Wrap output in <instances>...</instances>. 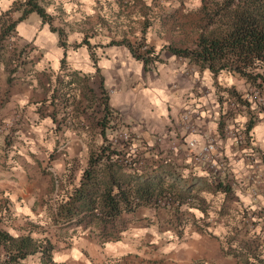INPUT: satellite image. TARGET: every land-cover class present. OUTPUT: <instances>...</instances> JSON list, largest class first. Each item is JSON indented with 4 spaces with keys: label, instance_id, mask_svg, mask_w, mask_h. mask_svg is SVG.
<instances>
[{
    "label": "crops",
    "instance_id": "obj_1",
    "mask_svg": "<svg viewBox=\"0 0 264 264\" xmlns=\"http://www.w3.org/2000/svg\"><path fill=\"white\" fill-rule=\"evenodd\" d=\"M14 1L0 0V15L10 10ZM153 1L39 0L50 17L43 19L31 12L2 39L17 38L18 59L11 71L0 61V231L16 238L31 235L34 239H49L55 247L51 258L40 254L36 257L45 260V264L49 259L57 264H133L131 258L146 256L153 238L163 232V228H158L163 223V211L153 215L150 209L139 212L150 217L149 222L133 224L118 241L103 242L83 229L77 231L78 227L67 228L64 234L61 229L54 230L59 226L52 225L54 214L49 206L55 194L40 189L37 181L51 179L54 183L56 172L64 171L67 160H85L87 156V131L54 129V118L59 114L57 108L54 110L58 99L54 98L52 87L64 76L71 77L72 100L74 96L82 101L86 92L96 97L106 93L108 106L121 110L132 121L146 124V128L139 129L141 134H160L166 142L180 139L182 150L172 157L171 163L183 179H198L194 191L200 197L206 194V199L220 200L226 191L218 184H228V194H234L239 213L231 209L220 212V207H216L207 213L214 216L211 223L198 225L205 213L184 209L182 215L190 217L183 220L184 234L176 239L178 264H245V250L235 241V233L244 229L246 243L264 237V115L249 122L248 127L246 114L233 119L220 114L227 96L245 91L238 87L246 83L244 77L228 81V72L215 74L199 66V73L191 68L186 75L183 63L172 52L149 67L134 56L127 42L134 44L140 34L159 50L166 48L169 37L174 38L171 42L180 40L178 32L174 36L167 32L168 23H153L154 9L165 13L172 6L186 12V7L199 11L203 3L155 0L156 7ZM124 39L127 42L120 44ZM24 56L28 60L22 61ZM187 110L197 113L194 121L217 139L221 168L209 167L188 156V144L197 140L201 145L203 134L179 127ZM71 117L81 121L88 118L85 112L68 113ZM235 125L242 138L239 131L233 130ZM225 126L227 134L222 133ZM161 148L163 154L171 152L169 147ZM46 165L53 173L44 171ZM206 183L211 185L210 192H206ZM39 222L48 224L49 229L40 232L36 226ZM261 242L264 245L263 239ZM14 264H25V259Z\"/></svg>",
    "mask_w": 264,
    "mask_h": 264
},
{
    "label": "trees",
    "instance_id": "obj_2",
    "mask_svg": "<svg viewBox=\"0 0 264 264\" xmlns=\"http://www.w3.org/2000/svg\"><path fill=\"white\" fill-rule=\"evenodd\" d=\"M214 4L218 7L214 10L213 16L219 15L220 19L215 23H209L212 27L207 32H201L194 47H175L170 44L169 50L176 55L188 57L202 70L209 68L215 74L227 70L251 83L264 85V72L260 71L264 69V0H224L223 3ZM12 10L13 7L0 15V23L4 15H8ZM14 10H21V15L8 24L6 20L3 22L0 55L4 47L2 39L14 29L18 21L31 12H37L43 19L50 17L39 0H22L19 7H15ZM53 29L62 33L61 29L55 27ZM126 42L124 39L120 44ZM127 45L134 56L144 60L146 67L153 60L139 54L130 42H127ZM150 50L152 49L147 53ZM103 104L105 115L99 120V125L105 143L97 152L92 153L82 179L73 187L67 200L59 204L57 214L66 225L81 227L84 231L89 229L91 234L96 233L97 237L105 242L122 239L121 233L130 227L126 215L136 211L140 206H150L152 201L163 197L167 187L162 176L178 173L175 164L165 158L161 159L160 168L157 170L141 175L137 172L139 168L136 167L135 173L126 172L128 164L121 161L120 155L122 151L126 152L130 142L108 141L106 130L109 127V109L106 99ZM148 150L151 151L153 148L146 149ZM153 164L147 162L146 168H152ZM196 182H184L183 191L175 197L180 204L186 199L184 192L193 190ZM218 187L228 193V184L221 183ZM49 245L44 246L41 240L34 239L31 235L16 238L0 231V260L1 256H4L0 264H14L39 251L51 258L53 246ZM250 245L249 242L248 246ZM254 250L250 251V256H253L254 260L246 261L245 264H264L262 252Z\"/></svg>",
    "mask_w": 264,
    "mask_h": 264
},
{
    "label": "rangeland",
    "instance_id": "obj_3",
    "mask_svg": "<svg viewBox=\"0 0 264 264\" xmlns=\"http://www.w3.org/2000/svg\"><path fill=\"white\" fill-rule=\"evenodd\" d=\"M22 0H16L14 1L12 7L13 10L8 14V15H4L3 20L1 21L3 24V22L6 20L7 24L9 22H12L16 19L19 18V16L21 15V10L20 11H16L14 10L15 7H19L20 3ZM224 0H203V3L201 5V7L199 8V11H195V10H191L189 7H186V11H181L180 7H172L170 6V8H168L167 10L169 12H163V9H154V14H153V23H168V30L167 32H170L173 36L175 35L176 32H178L177 38L179 37L180 40L179 41H172L174 38L173 37H169L168 38V43L165 44L166 48H163L161 50H159V48L157 49L155 46L149 44L144 36L142 34H140L141 38L138 39L134 44L131 43L134 48H136L137 52L139 54L142 55H146L148 57L153 58V60L148 64V67L150 65H155L156 62H160L163 61L167 55H170V51L169 48H167L168 45L172 44L175 47H194L196 40H198L199 35L201 34V32H207L209 31V29L212 27L211 24L209 23H215L216 20L220 19V16H216L214 14V10L217 9L218 6H216V2L218 3H223ZM156 3H158L156 1ZM155 3V0L153 1L154 6L158 7ZM189 8V9H188ZM189 10V11H188ZM179 26V27H178ZM178 27V28H176ZM53 28V27H52ZM56 28V27H55ZM58 29V28H56ZM0 31L2 32V28L0 27ZM167 32L164 31V33L166 34ZM171 36V35H170ZM181 36V37H180ZM142 43V44H141ZM3 44H6L2 51H1V55H0V61L2 63L5 64L6 69L8 70H13L16 68V64H17V59L18 56L17 52H16V46H17V38L14 37L11 40L9 39H5V41H3ZM141 44V45H140ZM15 45V46H14ZM149 49L150 52L147 53V51ZM166 49L168 50V52L166 51ZM163 50V51H162ZM173 53V52H172ZM178 60L183 63L184 65V73L187 75V71H189V69H196L199 71V67L196 63L191 62V60L183 55H176ZM136 57V56H135ZM33 59V58H31ZM22 61H26L28 60V58L26 56H24L23 58H21ZM143 60V59H142ZM144 61V60H143ZM20 63V62H19ZM8 64V65H6ZM261 72H264V69L260 70ZM222 72H228L227 70H223ZM220 72V73H222ZM1 74V72H0ZM233 76V77H232ZM65 78L62 79H58L57 81V85L55 87H52L53 89V96L54 98L58 99V105H54V110L57 108L58 114L59 116L54 118V124H55V128L57 131L58 130H62L64 127H66L67 129H70L72 132L74 131H87L88 134H86V138H85V143L87 145V156L81 159L80 157L77 158H72L71 160H67L68 164L67 167L64 169V171L62 172H56V180L54 183L52 182L51 179H38L37 183H38V187L40 189L43 190H47V191H52L54 192L55 196H54V200H53V204L52 206H49V208H53V213L52 211H50L51 214H54L51 217L52 220V225H58L59 227H57L56 229H54L55 231H58V229H61V231L65 230V229H70L73 226H68L65 223H63L62 219L58 216V206L61 202H65L68 198V194L72 191L73 187L76 184H79L80 179H82L83 174L85 169L88 166L89 163V159L92 155L93 152H97L98 148L103 145L105 143V138L102 134V128L99 125V120L105 115L104 112V107H101V103H103V101H105L106 99V103L108 101V96L106 95V93H104L105 95L100 96V97H96L91 95L90 92H86L85 97H83V100L78 102L77 100L81 99L80 98H76L73 96V100L71 99V91H73L74 87L72 85L71 82V77H67L64 76ZM231 78L237 79V80H241L242 76L238 75V74H233L228 72V81H230ZM253 84L256 83H251L249 81H246V83L241 84L242 86H238L239 89H245V91H248ZM258 85V84H256ZM59 87V88H58ZM120 90V89H119ZM245 91L239 90V94L241 93H245ZM71 102V103H70ZM98 102V103H97ZM108 106V104H107ZM87 107V109H86ZM109 109V124H108V128L106 130V134H107V139L110 142H119V141H125V139L122 137V133L124 132H129L132 137L133 140L130 142L141 148H139L138 150V159L141 160V163L138 164H132L135 161V157L134 156H130L129 152L131 154V149L128 148L126 149V152L122 151L121 155H120V159L121 161H123L126 165V172L129 173H135L136 170L135 168L138 167L139 169L137 170V172H139V174H145L148 171H152V170H157L160 168L159 165H161V159L164 157H171L172 161V157L175 156L176 153H179L180 150H182L181 147H179V145L182 144V141L180 139H175V138H171L169 140V142H166L165 139L160 135L157 134L155 137L148 135V134H141V132H139V129H143L144 127L146 128V124L142 121H132L128 118L125 117L124 112H122L119 109H114L110 106H108ZM79 112H85L88 116V118L86 119H82L81 120H76L74 119V117L68 118V113L69 114H73L75 115L76 113ZM83 122V123H82ZM180 127V126H179ZM141 134L143 136L139 137L138 134ZM152 134V133H150ZM161 139V140H160ZM131 140V139H130ZM148 140V141H147ZM129 142V141H128ZM155 145V147H153V150L151 151H146L145 145ZM177 144L178 148H175L176 150L172 149L170 146H173ZM165 146V149L167 147H169L171 152H165V154L162 153L161 151V146ZM124 152V153H123ZM116 159V158H115ZM130 160V162H126L127 160ZM125 160V161H124ZM122 162V163H123ZM153 162V167L152 168H146L143 169V167L141 165H145ZM167 162V161H165ZM145 163V164H144ZM171 163V162H170ZM53 167V165H52ZM44 171L46 172H52V170H50L48 168V165H46L44 168ZM65 176V178H64ZM164 181H165V186L167 187V189L164 192V196L167 194H172L173 197H176V194H178L179 192H182L183 190V185L184 182L188 181H197L198 179H183L182 175H178V174H168L165 176H162ZM70 178V179H68ZM172 178V179H171ZM171 185V186H170ZM206 192H210L208 190H210L211 185L206 183ZM184 194L186 195V199L184 200V203L180 204L178 201H176L175 203H170L168 205L165 204H160L158 203V199L155 201H152L150 206H140L138 208H136V211L131 212L129 214L126 215V220H128L130 222V227L135 224H144L146 222H149V218L150 217H145L143 216L144 214L139 213L140 211H142L143 209H150L153 211V215H155V213H158V211H163L162 212V216L161 218L163 219V223L161 225L158 226V228H163V232L162 234L157 233L158 235H161V237L155 236L153 239V244L150 247V252H147L146 256H140L138 255L136 258L132 257L131 261H133V264H144V260H146L147 262L145 264H178V262L175 260L177 254V243L178 241H176L177 238L181 237L182 234H184V229H183V222L189 218L190 216H184L182 214H184V209L188 210V212L191 211V209H199L202 210L205 214L204 216L200 217V222L198 225H208L209 223H211V218H214V216L211 215H207V213H209V211H211L212 209H215L216 207H220V212L221 211H226V212H230L228 211V209H231L233 211H235L236 213H239L240 208L235 207V202H236V198L234 196V194H224V200L220 199H215V198H204L206 196V194H202L201 197L199 195V192L197 193L196 191L191 190L189 192H184ZM163 196V197H164ZM229 197V198H228ZM162 198V197H160ZM159 198V199H160ZM169 199V198H168ZM229 199V200H228ZM138 201V200H137ZM186 201V202H185ZM166 211V212H165ZM168 211V212H167ZM192 212V211H191ZM168 213V214H167ZM187 213V212H186ZM194 219L197 218L195 215L193 216ZM154 218V216H153ZM58 219H61V221H57ZM184 220V221H183ZM198 220V219H197ZM195 224V223H193ZM37 228H39V231H47L49 229V225L45 224V222H39V224L36 225ZM129 227V228H130ZM77 228V227H75ZM128 228V229H129ZM52 229V228H51ZM127 229V230H128ZM82 228L78 227L77 231H81ZM123 231L121 233L122 237L124 238L125 236V232L127 231ZM244 229H239L236 233H235V241L242 244L243 245V249L245 250V253L243 254L245 257V262L246 261H253L254 258L253 256H250V251L253 252H258L263 254L264 256V247H260L261 245L264 246L261 242V240H264V237L260 240H258L257 242L254 241H249L251 243L250 246H248V242L246 243V239H244V237L246 236L245 232L242 231ZM54 231V232H55ZM66 231V230H65ZM65 231L62 232V234L65 233ZM84 231V230H83ZM90 235H94L97 237L96 233H90V230H86ZM69 232V230H67V233ZM61 233V232H60ZM257 234V233H256ZM255 234V236L253 238H257V235ZM165 237H168V239H166ZM99 238V237H98ZM122 238V239H123ZM101 240V238H99ZM120 239V240H122ZM43 242L44 246L47 245H52L49 241V239H40ZM48 240V241H45ZM254 240V239H253ZM118 241V240H116ZM108 242V241H105ZM254 243V245H253ZM264 243V242H263ZM49 245V246H50ZM168 245V247H167ZM53 249L51 251V255L53 253L54 250V245ZM249 247V249L247 248ZM238 247L235 248V251L239 250ZM251 248V249H250ZM253 249V250H252ZM233 250V249H232ZM234 251V252H235ZM38 254H40L41 256H44L42 254L41 251H39V253L33 254L28 256L25 259V264H45L44 261L42 260V258H40L39 260L36 258L38 256ZM243 257V258H244ZM4 258V256H1V260L2 261ZM48 259V257H46ZM51 259H49V261L47 262V264H57L54 263L53 261H50Z\"/></svg>",
    "mask_w": 264,
    "mask_h": 264
},
{
    "label": "built area",
    "instance_id": "obj_4",
    "mask_svg": "<svg viewBox=\"0 0 264 264\" xmlns=\"http://www.w3.org/2000/svg\"><path fill=\"white\" fill-rule=\"evenodd\" d=\"M225 107H222L221 109V115L222 117H225L226 119L230 118H235L237 116H240L242 114H246L248 116L247 119V125L249 126V122L251 121H258L262 118V115H264V85H256L253 84V86L246 91L245 93L241 94H230L225 98ZM197 114V113H195ZM194 112L187 110L186 112L183 113L181 117V124L180 127L185 130L186 132H193V133H202L203 134V142L201 145H199V142L197 140L191 141L188 146H189V154L191 159L197 162L204 163L205 165H208L209 167L213 168H221L222 162L220 161V165H218L217 157L218 155L216 154V151L218 150V141L216 138L213 136L207 134L204 130L202 129L201 126H199L195 121H194ZM235 123H238L237 121ZM247 125L245 126V130H247ZM235 125L233 127V130H237L240 133V136L237 134L236 136L242 138L241 136V130L238 128V126ZM230 130V129H229ZM223 134L228 133V126H225L222 129ZM122 137L125 139V141L131 142L133 140L132 135L129 132H124L122 133ZM131 139V140H130ZM161 140V139H160ZM155 145L151 146L146 144L145 148H153ZM172 149L176 150L175 148H178L177 144L170 146ZM129 148L131 149V154L129 152L130 156L135 157V161L132 163L133 164H138L141 163L142 161L138 159V149L141 148L135 144L130 143ZM196 149H199L196 151ZM217 155V156H216ZM167 161L168 158L164 157ZM126 162H130V160L126 159ZM145 164V163H144ZM143 169H146V164L141 165ZM219 166V167H218ZM218 170V169H217ZM172 179V178H171ZM169 198V199H168ZM177 200L175 197L172 196V194H166L164 197L158 199V203L160 204H165L168 205L170 203H175Z\"/></svg>",
    "mask_w": 264,
    "mask_h": 264
}]
</instances>
